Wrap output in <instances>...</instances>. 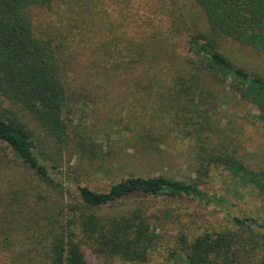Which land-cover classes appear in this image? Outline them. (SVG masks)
Segmentation results:
<instances>
[{
	"label": "rangeland",
	"instance_id": "1",
	"mask_svg": "<svg viewBox=\"0 0 264 264\" xmlns=\"http://www.w3.org/2000/svg\"><path fill=\"white\" fill-rule=\"evenodd\" d=\"M31 14L35 34L51 38L61 50L65 130L61 136L49 134L20 106L0 97V114L10 113L27 127L37 158L55 182L40 181L0 142L1 190L49 210L51 221L60 225L78 202L77 186L104 192L130 176L196 182L225 200V211L162 197L132 198L96 210L110 218L139 208L165 223L155 227L159 239L145 262L100 257L82 243L85 264H181L178 238L190 242L204 232L232 229L226 211L264 224V191L219 164L204 172V156L213 151L241 162L264 185V123L255 107L207 76L200 77L199 90L179 95L165 74V60L181 68L189 56V35L205 28L194 0H51L50 8ZM173 28L176 33L169 37ZM138 48L157 55L161 78H136L132 66L124 69L129 51ZM220 51L264 77V54L229 41Z\"/></svg>",
	"mask_w": 264,
	"mask_h": 264
},
{
	"label": "trees",
	"instance_id": "2",
	"mask_svg": "<svg viewBox=\"0 0 264 264\" xmlns=\"http://www.w3.org/2000/svg\"><path fill=\"white\" fill-rule=\"evenodd\" d=\"M194 1L203 13L205 28L189 35V56L181 68L165 60L167 66L169 63L167 71L163 69L167 80L178 86L179 95L188 96L199 90L200 77L207 76L253 105L257 119L264 123V77L237 66L220 51L222 43L229 41L264 54V0ZM50 4L51 0H0V97L20 106L49 134L61 136L67 101L61 50L51 38L35 34L31 14L33 9L50 8ZM175 33V28L171 29L169 37ZM128 57L123 68L129 71L132 66L134 77H162L163 67L156 54L147 55L138 48L129 51ZM0 142L40 181L54 185L49 170L35 154L31 132L10 113L0 114ZM204 157L208 162L204 172L219 164L264 191L260 175L231 156L212 151ZM77 191L78 202L69 209L66 223L60 225L51 221L54 216L49 210L0 189V264H85L82 243L100 257L145 262L159 239L155 227L160 229L165 222L153 220L139 208L110 218L94 213L122 200L188 199L226 209L223 198L201 190L198 183L164 176H130L104 192L81 186ZM225 214L232 229L204 232L190 242L186 236L178 238L181 264H264V224Z\"/></svg>",
	"mask_w": 264,
	"mask_h": 264
}]
</instances>
